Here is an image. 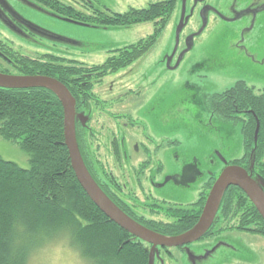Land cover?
<instances>
[{
  "label": "rangeland",
  "instance_id": "1",
  "mask_svg": "<svg viewBox=\"0 0 264 264\" xmlns=\"http://www.w3.org/2000/svg\"><path fill=\"white\" fill-rule=\"evenodd\" d=\"M13 1L0 0V28L6 36L22 42L28 54L39 53L33 56L38 59L45 54L70 58L62 52H71L75 59L98 64L106 59L109 49L136 43L155 29L153 23L118 29L82 27L62 20L59 14L35 1ZM56 1L94 16L95 9L125 13L130 8L143 9L162 0H87L92 2L88 7L83 0ZM176 9L158 43L130 68L105 80L104 85L116 82L114 95L127 90L126 106L105 105L108 85L106 90L104 86L96 88L101 103H92L90 113L87 112L91 122L83 124L87 137L82 145L84 155L81 152L112 193L115 190L120 195L117 187L128 205L138 203L134 204L137 215L146 221L164 223L171 220L160 209L165 205L161 199L187 208L197 203L209 175L214 173L210 184L213 186L224 170L222 158L231 165L242 161L248 153L249 167L255 168L258 143L255 145L254 138L253 147L248 150L244 136L246 116L235 122L223 121L212 111L213 96L240 82L249 89L255 87L257 95L264 93V0H180ZM66 61L70 64V60ZM119 111L136 122L133 129L132 125L124 128L126 118H114ZM124 136L129 158L119 164L111 144L112 140L119 144ZM136 142L145 143L149 154L140 148L135 151ZM0 156L24 169L31 167L30 156L20 145L1 136ZM262 156L264 162V152ZM142 163L148 164L144 173ZM189 163L197 165L192 178L184 170ZM181 175L183 183L168 181ZM153 177L158 183H169L156 189L149 183ZM250 177L264 191V178L257 173ZM217 221L220 225L216 232L237 230L232 237L226 236L231 251L200 258L205 245L201 248L192 243L183 252L173 249L171 258L156 251L155 262L210 264L219 259L217 264H264L262 235L241 234L235 220L225 221L217 216ZM31 263L91 264L65 237L52 239L33 256Z\"/></svg>",
  "mask_w": 264,
  "mask_h": 264
},
{
  "label": "trees",
  "instance_id": "2",
  "mask_svg": "<svg viewBox=\"0 0 264 264\" xmlns=\"http://www.w3.org/2000/svg\"><path fill=\"white\" fill-rule=\"evenodd\" d=\"M82 2L86 7L92 5L87 0ZM179 3L180 0H162L147 8H130L125 13L94 8V16L58 4L56 0L50 6L66 19L89 24L95 29L154 24L150 36L122 47L115 52L116 57L108 60L104 69L116 73L141 59L158 43ZM18 70L22 76L58 79L70 91L74 77L82 75L77 67L67 64L66 59L49 54L38 60L23 59ZM253 94L252 88L240 82L227 92L213 96L211 105L213 113L220 116L252 109L256 116H249L244 136L250 150L258 120L261 124L257 148L259 162L264 152V94L252 97ZM225 98L228 101L220 103ZM64 125L62 103L51 90L0 88V136L20 145L30 156L31 166L24 169L0 156V264H32L33 256L56 237H65L91 264H150V251L148 254L144 242L135 241L129 232L111 221L80 186L64 143ZM248 155L231 164L245 166ZM93 177L96 179L94 174ZM209 186L202 190L197 203L188 208L171 203L161 206L165 217L171 220L169 223L135 217L127 206L108 196L125 214L146 228L166 236H180L200 219L210 193ZM222 201L219 217L230 222L235 220L239 231L264 236V220L244 191L232 186Z\"/></svg>",
  "mask_w": 264,
  "mask_h": 264
},
{
  "label": "water",
  "instance_id": "3",
  "mask_svg": "<svg viewBox=\"0 0 264 264\" xmlns=\"http://www.w3.org/2000/svg\"><path fill=\"white\" fill-rule=\"evenodd\" d=\"M62 20L73 25L77 24L82 27L95 28L89 24H83L75 20L72 21L66 18H62ZM0 88L11 90L46 88L57 95L62 103L64 111V143L70 154L71 165L80 186L83 187L86 194L90 197L92 202L98 206L101 212L119 227H122L126 232H129L134 237L135 241L140 239L144 243L151 245L152 249L148 250L150 251V264H155V252L160 250V248L171 249L187 247L192 245V243L201 241L215 224L223 202V197L232 186L237 187L246 193L248 199L251 200L264 220V191L257 186L255 181L252 180L249 171L246 168L232 164L229 165V163L222 158L225 165L224 170L212 186L210 190L211 192L205 201L206 204L201 212V217L196 225L187 232L182 233L180 236H166L146 228L139 222L133 220L130 216L125 214L119 206L114 204L110 197L106 195L97 184L93 175L90 174L80 151V145L77 142V120H79L78 118L81 116L77 117L76 100L70 89L66 88L58 79H53L47 76H18L4 73H0ZM83 124L85 125L86 121H83ZM257 124L258 126L255 132L254 141L255 145L259 141V131L261 128V124H259L258 120ZM175 180V177H170V179H168V181ZM168 183L162 184L161 187L166 186Z\"/></svg>",
  "mask_w": 264,
  "mask_h": 264
},
{
  "label": "flooded vegetation",
  "instance_id": "4",
  "mask_svg": "<svg viewBox=\"0 0 264 264\" xmlns=\"http://www.w3.org/2000/svg\"><path fill=\"white\" fill-rule=\"evenodd\" d=\"M31 1V0H30ZM32 1H35L37 2L39 5L42 4L43 7H47L49 8L52 12H56L57 14H59L62 18H65V16L61 15L60 13H58L53 7H51L50 5H54L53 4V0L51 2V0H32ZM84 1V0H83ZM11 3H14L13 0H10ZM62 3V1H61ZM103 29H107L109 27H101ZM150 36V35H148ZM146 36V37H148ZM144 37V38H146ZM128 46V45H127ZM122 47H125V46H119V47H114V48H111L108 50L107 52V57L106 59L101 62V63H98V64H90V63H86V62H82L80 60H78L77 58L75 59L74 54H72L71 52H62L64 55L65 54H68L70 55V58L69 57H59L57 56V58H61V59H66V60H70V63L72 64V66L74 68L77 67V69L82 72V75H77L76 77H74V85L77 86V87H74V85H72V95L74 97V99L76 100V111H77V114L80 113V116L79 117V120H77V136H78V139H79V143L81 142L82 144L84 143L83 141L86 140V132H84L83 128V121H86L88 122V124H90V119H91V116L90 115H87V112L90 111L91 109V106H92V103L94 105H100L101 103V100H99L97 94L95 93V90L96 88H99V86H104L107 87V85H104L105 84V80H107L109 78L110 75H114V74H117V73H120L121 70H124V69H128L130 68L131 65L135 64V62L131 63L129 67L127 68H124V69H121L119 72H116V73H112V69H104L106 63L108 62L109 59H111L112 57H116L117 56V53L115 54V52L119 51V49H121ZM25 50H27L26 48H24V46L22 45V42H19L16 38H14L13 36H6L3 32V30L0 28V73H4V74H9V75H18V76H22L18 70V67H20V65L22 64L23 62V59H31V60H38V58H35L33 56H37L36 54H39V53H36V54H28V52H26ZM55 52H60L59 50H54ZM23 58V59H22ZM103 68V69H101ZM111 72V73H110ZM115 85H116V82L115 81H112V82H109V85H108V91H105L106 92V96L108 99H104L106 98L103 94L102 96L103 97V103L107 106H111V107H114L116 108V106H119V107H123V106H126L125 104V99L124 97L126 96V91H121L118 95H114V89H115ZM253 89V91L255 90V87H250ZM106 90V88H105ZM104 92V93H105ZM227 92V91H226ZM129 93V92H128ZM225 93V92H223ZM218 94H221V93H217L216 95ZM264 94V93H263ZM254 95H257L255 92L254 94L252 95V97ZM225 101H228V99H222L220 101V103H223ZM102 103V104H103ZM102 111L103 109L100 108ZM127 109H125L124 111H126ZM90 113V112H89ZM109 113H115L114 111H111ZM119 115L114 117V118H117V119H125L127 121H125L124 123V128H127V126L129 125H132V129L133 127H135L136 125V122L132 119V118H129L128 116H125L126 114H122V111H119ZM129 114V113H128ZM127 114V115H128ZM255 113L252 112V109L250 108V111H240L237 110L234 114H222L220 117L223 121L227 122V123H230V122H235L236 120H240V118L242 117V115L246 116L247 120H249V116L252 115V116H256V114L254 115ZM83 121H82V120ZM257 119V118H256ZM90 129V128H89ZM118 141L116 140H112V152L114 154V158H115V161L117 163L120 164V162L124 163V160H127L129 158V151H128V147H127V142L126 141V138L125 136L123 138H121L119 140V144H117ZM81 144V146H82ZM141 146V147H140ZM134 150L135 151H138L139 148L142 149V151H144V153L146 154H149L148 153V150H146V147H145V143H139V142H136V144L134 145ZM81 149V147H80ZM139 152V151H138ZM86 159V158H85ZM86 161V164H87V167L89 168V172L90 174H94V176L96 177V181L97 183L101 186V188L105 191V193L109 196L112 197V199H116L118 201V203L120 205H124L126 208H129L130 211H132L133 213V216L135 217H138V218H141V219H144L142 218L141 216L137 215L136 211H137V205H134L136 203H132L130 205H128L125 201H123L121 199V194H122V190L121 189H118L117 187L116 190L120 193V195L117 194V192L114 190V192L112 193L110 188H109V185L108 184H105L104 182H102L101 178H99L93 167L88 163L87 159L85 160ZM148 164H145V166H147ZM233 165V164H232ZM145 166L143 165V163L141 164V170H142V173H144V170H145ZM197 165L196 164H192V163H189L186 168L184 169L186 171V173H189V177H193L192 175V172H195L196 170L195 167ZM194 167V168H192ZM243 168H246L248 171H249V174H253V173H257L259 174L262 178H264V162L263 161H259V162H256L255 164V168L251 169L249 167V159H248V163L244 165H242ZM224 168V167H223ZM160 168H158L159 170ZM91 170V171H90ZM92 174V175H93ZM214 173H211L209 175V181L207 183V186L205 187V190L207 189V187L210 185L211 181H214L212 180L214 178ZM183 175V174H182ZM178 176L176 178V180L178 181V183H183L182 179L183 177ZM219 177V176H218ZM217 180H215L216 182ZM102 182V183H101ZM149 183L151 184V186L155 187L156 189L157 188H160L162 186L161 183H158L155 181V177L149 179ZM187 183V182H186ZM185 183V184H186ZM116 185V184H115ZM214 185V184H213ZM118 186V185H117ZM120 188V186H118ZM212 186L210 187L209 191L211 190ZM211 192V191H210ZM163 203H167L165 201V199H161ZM138 204V203H137ZM145 220V219H144ZM217 224H215L212 228L213 230L209 231L207 233V235L205 237L202 238L201 241L199 242H196L195 244L197 245H200L201 248H203L205 245L204 248V251L201 255H198V256H202L200 258H203V257H206L207 259H209V253H210V256L212 257L214 254H225L226 252H229L231 251V246L230 244L228 243L229 241L226 239V236H230L234 233V231H237L236 229L234 230H226V231H221V232H216L215 229L217 226L220 225L219 221L216 222ZM238 232H241V234H253L251 232H242V231H239ZM257 235L261 236V234H258L256 233ZM254 234V235H256ZM232 237V236H230ZM264 237V236H263ZM145 244V248H146V251L147 253L149 254V249L151 250L152 247L151 245H148L146 243ZM184 248L185 247H181V248H171V249H163V248H160V252H161V255L164 256V255H167L168 257L171 258V256L173 257V253H172V250H176L178 252H183L184 251ZM216 259V258H214ZM219 259L217 260H214L212 261L210 264H217ZM155 264H161V261H158V262H155Z\"/></svg>",
  "mask_w": 264,
  "mask_h": 264
}]
</instances>
